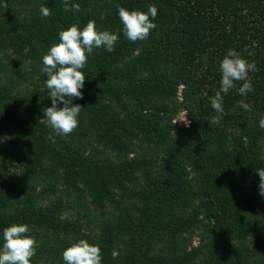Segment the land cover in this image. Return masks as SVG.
Here are the masks:
<instances>
[{"label":"trees","instance_id":"1","mask_svg":"<svg viewBox=\"0 0 264 264\" xmlns=\"http://www.w3.org/2000/svg\"><path fill=\"white\" fill-rule=\"evenodd\" d=\"M3 3L0 248L6 227L26 224L31 264H65L81 239L100 247L102 264H264V0H71L79 12L61 0ZM152 5L156 29L131 42L118 9ZM90 20L119 40L89 55L83 99L73 98L79 126L57 135L42 57L60 31ZM229 50L255 63L254 90L241 96L235 82L210 124ZM181 112L190 126L174 123Z\"/></svg>","mask_w":264,"mask_h":264},{"label":"clouds","instance_id":"2","mask_svg":"<svg viewBox=\"0 0 264 264\" xmlns=\"http://www.w3.org/2000/svg\"><path fill=\"white\" fill-rule=\"evenodd\" d=\"M61 3L64 11L79 12L80 10V5L71 3V0H61ZM3 7H7L6 0ZM40 12L43 17L51 15L50 8L46 6H41ZM118 15L123 25L124 35L133 43L148 39L151 31L157 27L153 21L158 15V9L154 5L150 6L147 12L129 11L120 7ZM58 35L59 42L51 46L47 54L42 57L41 71L48 77L45 83L52 105L44 111V115L48 125L57 135L67 136L78 128V117L83 108L79 104H73V98L83 99L81 89L84 87L86 78L81 69L85 68L89 55L94 49L103 47L108 52H113L119 36L109 31L99 30L96 22L92 20L83 29L73 24L68 29L60 31ZM28 51L30 49L26 47L25 54ZM26 63L30 65L31 61ZM26 70L30 71V68ZM256 70L254 62L250 63L234 50L228 51L220 63L222 74L220 90L210 98L211 107L218 114L212 117L210 124H219L220 116L224 112L221 93L227 94L238 81L243 82L239 88L241 96L252 92L254 89L249 72ZM58 104H63V107H58ZM239 106L245 111H251V106L243 100L239 102ZM179 122L190 126L186 114ZM259 125L264 128V118L259 121ZM257 172L260 178V195L264 196V169H258ZM30 231L26 224H14L3 230L4 242L0 248V264H31V259L36 254L37 241L29 235ZM62 255L65 264H102L103 260L100 247L91 245L84 239L66 248ZM111 255L114 259L118 258L119 252L113 250Z\"/></svg>","mask_w":264,"mask_h":264},{"label":"rangeland","instance_id":"3","mask_svg":"<svg viewBox=\"0 0 264 264\" xmlns=\"http://www.w3.org/2000/svg\"><path fill=\"white\" fill-rule=\"evenodd\" d=\"M177 95H178V97H180V91H178V94ZM185 114H186L185 112L179 113L178 116L174 119V122L178 121L177 124H179V125H185L183 122H179V120H182L184 118ZM17 173H18V170H14L13 171V175L14 176H12L11 178H14Z\"/></svg>","mask_w":264,"mask_h":264}]
</instances>
